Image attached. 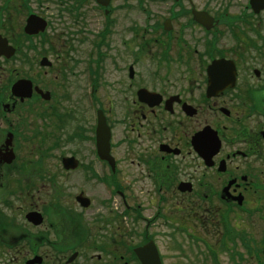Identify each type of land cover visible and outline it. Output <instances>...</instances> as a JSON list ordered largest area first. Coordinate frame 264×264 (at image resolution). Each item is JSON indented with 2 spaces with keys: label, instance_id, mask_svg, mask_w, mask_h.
<instances>
[{
  "label": "flooded vegetation",
  "instance_id": "af4514ba",
  "mask_svg": "<svg viewBox=\"0 0 264 264\" xmlns=\"http://www.w3.org/2000/svg\"><path fill=\"white\" fill-rule=\"evenodd\" d=\"M90 9L104 24L82 50ZM31 16L44 31L25 33ZM0 34L18 54L38 38L45 52L57 50L53 40L77 43L71 83L61 74L51 100L34 93L37 112L32 97L12 93L22 77H8L0 58L2 262L78 264L88 249L92 264H141L136 248L158 245L161 222L175 248L188 231L201 240L211 226L232 239L234 228L264 220V8L256 12L251 0H111L107 8L0 0ZM98 115L110 129L108 158L98 152ZM33 149L56 150L54 173L30 158Z\"/></svg>",
  "mask_w": 264,
  "mask_h": 264
},
{
  "label": "rangeland",
  "instance_id": "374dc122",
  "mask_svg": "<svg viewBox=\"0 0 264 264\" xmlns=\"http://www.w3.org/2000/svg\"><path fill=\"white\" fill-rule=\"evenodd\" d=\"M90 16L87 18L89 30H85L84 33H80L78 38H85V42L81 44V49L86 50L91 47L90 39L96 38L99 31L103 28L104 14L99 13L96 9L94 11L90 9ZM129 17L140 16L137 10H127L125 12ZM81 28V26H80ZM75 36L71 38H63L53 40V43L57 45L56 51L46 49V56L53 62L51 67H40L39 60L42 57V53H45L40 44V39L32 40V48L24 49L25 54L20 53L17 57L7 60L8 77L14 75L18 77L33 78L36 85L43 90H49L52 96L59 94L60 84L62 82L61 74H66L69 84L72 81V67L74 64L72 47L77 45L74 42ZM67 39V40H66ZM50 41H47V44ZM27 44V43H26ZM72 45V46H71ZM28 47L31 45L28 44ZM41 55V56H40ZM65 66V68H62ZM61 70V71H59ZM0 71H2L0 69ZM66 92L70 93V88H65ZM71 94V93H70ZM32 99L33 109L39 104V101L35 98ZM72 102V101H71ZM65 102L64 107L69 108L72 103ZM36 104V105H35ZM35 106V107H34ZM39 109H35L37 112ZM34 112V111H33ZM40 120H37V124L40 127ZM117 137H119V128L116 130ZM33 161L43 160V166H45L46 173L49 171H56L55 161L57 160V152L53 149L46 156L44 150H32L30 157ZM97 197V196H96ZM18 197H16V201ZM143 204H148V201L141 200ZM18 206V203H16ZM151 206V205H149ZM151 211V209L149 210ZM254 225L250 227L240 225V228H234L235 237L230 239L222 238L220 233L214 230L213 227L208 228L199 234L200 239L189 238V231L186 234L177 237L175 241V248L172 247L171 241L167 237V229L164 227V222L159 224V242L158 248L160 250L163 264H264V255L262 251L264 244L262 242L264 235V220L256 218ZM245 235L249 240L241 241L240 236ZM91 250L84 249L83 257L78 259V264H92L93 261L89 258ZM50 263H57L51 262ZM0 264H7L0 260Z\"/></svg>",
  "mask_w": 264,
  "mask_h": 264
},
{
  "label": "water",
  "instance_id": "95a60500",
  "mask_svg": "<svg viewBox=\"0 0 264 264\" xmlns=\"http://www.w3.org/2000/svg\"><path fill=\"white\" fill-rule=\"evenodd\" d=\"M98 3L107 6L110 0H97ZM252 5L254 6L256 12H259L260 9L264 8V0H251ZM45 29V25L40 21V18L36 16H31L25 27V32L28 34H37L40 31ZM16 49L9 45L8 40L3 38L0 35V58L2 56L6 58H11L15 55ZM41 66H51V61L48 58H43L40 62ZM36 90L46 99H49L51 94L50 92H43L39 88ZM12 92L14 95L21 97L22 99L31 97L33 94V83L29 79H20L16 81L12 87ZM97 143L99 153L102 158H108L107 153L110 150V129L107 126L104 117L99 116V125L97 129ZM72 158H68V161H71ZM86 199V198H80ZM86 206L89 203H85ZM29 216L36 218L38 217L37 213H30ZM137 255L141 260L142 264H162L161 258L158 252L157 247L153 242L147 244L146 246L136 249ZM34 262V261H33Z\"/></svg>",
  "mask_w": 264,
  "mask_h": 264
}]
</instances>
